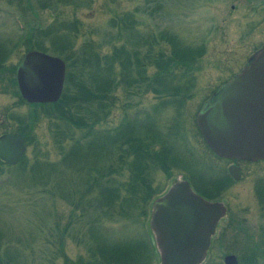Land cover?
I'll list each match as a JSON object with an SVG mask.
<instances>
[{
    "label": "rangeland",
    "instance_id": "1",
    "mask_svg": "<svg viewBox=\"0 0 264 264\" xmlns=\"http://www.w3.org/2000/svg\"><path fill=\"white\" fill-rule=\"evenodd\" d=\"M0 44V137L20 135L26 145L17 163L0 158V264H161L154 202L182 181L226 207L203 264H225L226 254L264 264V159L241 162L242 178L230 181L228 157L197 123L214 92L264 46V0H0ZM30 50L66 60L58 101L21 95L16 71ZM164 51L188 58L174 67L175 91L154 77ZM100 57L117 79L100 81ZM127 121L135 134L127 140L119 128L105 131ZM136 136L142 148L164 151L160 163L135 154L122 164ZM140 172L150 177L146 191ZM146 229L154 249L143 242Z\"/></svg>",
    "mask_w": 264,
    "mask_h": 264
},
{
    "label": "water",
    "instance_id": "2",
    "mask_svg": "<svg viewBox=\"0 0 264 264\" xmlns=\"http://www.w3.org/2000/svg\"><path fill=\"white\" fill-rule=\"evenodd\" d=\"M66 63L44 51L30 50L16 71L21 95L29 102H54L62 95ZM197 123L211 148L221 156L264 158V46L244 69L232 76L205 103ZM23 136L0 137V158L15 164L25 153ZM236 179L241 168L231 166ZM226 207L195 192L188 181L175 184L154 202L151 226L161 250V264H202ZM225 264H238L235 254Z\"/></svg>",
    "mask_w": 264,
    "mask_h": 264
},
{
    "label": "trees",
    "instance_id": "3",
    "mask_svg": "<svg viewBox=\"0 0 264 264\" xmlns=\"http://www.w3.org/2000/svg\"><path fill=\"white\" fill-rule=\"evenodd\" d=\"M68 26H70V24H64L63 26L56 25L54 27H68ZM171 43H172V47L175 48V40H171ZM180 51H185V50H181L180 49ZM133 56H135L134 53H130L129 52L128 54H126L123 57V64L124 65H123V68H122V71H121L122 72L121 76L123 77V79H122L123 82L125 81V82L128 83V81L129 82L131 81V76H132L131 70H133V68L131 67L130 64H132L131 63L132 62L131 59H133L132 58ZM160 57H161V59L163 61L165 60V63H164L165 66L164 67H161L163 69H161L157 74L154 75V77H157L155 79L156 80V84H158V85H164L165 86V89L167 91H173V90H169L170 88H174V91H175V85H174V83L172 84V82H171L174 79V74H173L174 69H175L174 67H175V65H179L180 66V65H182V63H186V61L188 59L187 58V55L186 54L182 55L181 53L175 54V52H172L171 54H169V53H166L164 51V53H161ZM97 62H98V66H100V68L97 69V72H98L97 76L100 77V81L101 82H103L102 80H104V79H106V82H109L111 80L113 81L114 78L117 79L116 78V75H115V72L116 71L114 70V67L111 68L109 66L111 64L109 62V60L104 59V61H103V59L100 57V58L97 59ZM158 62H160V61H158ZM101 63H103V65H101ZM161 64L163 65V62ZM108 73H109V75H108ZM100 81H98V82H100ZM166 82H170L173 86H170L171 84L166 83ZM155 90L158 91L157 88H155ZM159 91H160V89H159ZM101 94H103V91L100 92V95ZM188 98H189L188 95H185V96L183 95L182 98H181V101L179 103V107L182 106V105H184V104H186ZM173 99H175V98H173ZM178 115H179L178 116V121H179L180 120V115H181L180 112H179ZM117 128H119V129H117ZM131 128H132L131 123H129L127 121V122L123 123L122 125L116 127L115 129L106 128L108 130L105 129V131H112V130H116L117 129L115 131V135L117 136V135H120V133H122L123 136L126 139L127 135H129V134L133 135L134 134L133 133L134 131H132ZM93 130H95L94 126H92L91 128H89V130H87L84 133V135H82V137L84 138V137L90 135V133ZM179 130H180V127H179ZM180 134H181V132H180ZM136 135H139V134H136ZM133 140H135V142L132 145L133 149H129L128 151H126L125 154H123L121 156L122 164L125 163V165H128L129 162H130L131 156H134L135 154H138L140 157L145 156L150 161H152L151 160V156H153L156 159L154 161V163H160V160H161L162 155L164 154L163 153L164 151H162L160 149L155 150L154 143H150V142H147V145L142 148L143 145L142 146L140 145V141H141V137L140 136L134 137ZM154 142H155V140H154ZM163 161L164 160H162V162ZM151 164H152V162H151ZM144 171H147V170L145 169ZM141 176L142 177H138L137 180H136L137 181V185H138V187L142 191H146L148 189V187L150 186V181L148 180L150 177H148L147 174H145V172L141 173ZM122 189H124V186L122 184L117 185V187H116V194L117 195H120L122 193L121 192ZM136 198H139V197H136ZM143 199H144V197H143ZM152 234L153 233H152V231H150V229H146V231L143 232V236H144L143 237V242L146 244L147 247H150L151 249H154L155 248V244H154V242L151 243V237H150Z\"/></svg>",
    "mask_w": 264,
    "mask_h": 264
},
{
    "label": "flooded vegetation",
    "instance_id": "4",
    "mask_svg": "<svg viewBox=\"0 0 264 264\" xmlns=\"http://www.w3.org/2000/svg\"><path fill=\"white\" fill-rule=\"evenodd\" d=\"M3 52V48H2V44H0V55H1V53ZM23 61V60H22ZM248 61V60H247ZM16 83H17V80H16ZM18 85V84H17ZM30 103H33V102H30ZM227 161H229V164H228V166H227V169H224L223 170V172L225 173L224 175L225 176H227V178L230 180V181H232L233 182V180H235L234 178H233V176L230 174V172H229V167L230 166H232V165H237V166H239V167H241V171H242V173H241V178H242V176H243V170H242V166L240 165V163L241 162H253V161H249V160H242V159H235V158H225ZM221 171V170H220ZM231 171V170H230ZM222 172V171H221ZM186 180V179H185ZM240 180V179H239ZM192 187V189L195 191V192H197L198 194H200V195H202L204 198H206V199H209L205 194H202V193H200L199 191H197L196 189H194L193 188V186H191ZM209 200H211V199H209ZM226 218H227V216H225L224 218H221L220 219V221H219V224H223V222L224 221H226ZM230 223V222H229ZM219 224H218V226H219ZM227 255V254H226Z\"/></svg>",
    "mask_w": 264,
    "mask_h": 264
}]
</instances>
